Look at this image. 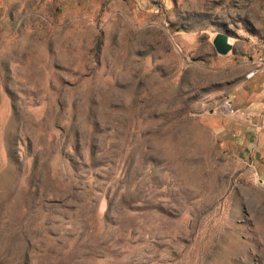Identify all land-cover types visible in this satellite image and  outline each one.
<instances>
[{
	"label": "rangeland",
	"instance_id": "374dc122",
	"mask_svg": "<svg viewBox=\"0 0 264 264\" xmlns=\"http://www.w3.org/2000/svg\"><path fill=\"white\" fill-rule=\"evenodd\" d=\"M262 56L264 0H0V264H264Z\"/></svg>",
	"mask_w": 264,
	"mask_h": 264
},
{
	"label": "crops",
	"instance_id": "0c3cea01",
	"mask_svg": "<svg viewBox=\"0 0 264 264\" xmlns=\"http://www.w3.org/2000/svg\"><path fill=\"white\" fill-rule=\"evenodd\" d=\"M260 59L263 65L252 76L248 79L241 77L235 82L233 102H230L231 98H226L242 122L247 123L249 118V133L253 136L255 151L264 150V56Z\"/></svg>",
	"mask_w": 264,
	"mask_h": 264
},
{
	"label": "water",
	"instance_id": "95a60500",
	"mask_svg": "<svg viewBox=\"0 0 264 264\" xmlns=\"http://www.w3.org/2000/svg\"><path fill=\"white\" fill-rule=\"evenodd\" d=\"M227 37L225 34L223 33H219L217 34L213 39H212V43L215 46V49L218 52L221 53H226L230 47H231V43L229 44L227 41Z\"/></svg>",
	"mask_w": 264,
	"mask_h": 264
},
{
	"label": "built area",
	"instance_id": "2783aa9c",
	"mask_svg": "<svg viewBox=\"0 0 264 264\" xmlns=\"http://www.w3.org/2000/svg\"><path fill=\"white\" fill-rule=\"evenodd\" d=\"M256 70H257V68H253V69L249 70V72L245 76L248 77V76L253 75L256 72ZM225 105L230 106V103L228 102V100H225ZM230 108L232 109V107H230Z\"/></svg>",
	"mask_w": 264,
	"mask_h": 264
},
{
	"label": "bare ground",
	"instance_id": "6f19581e",
	"mask_svg": "<svg viewBox=\"0 0 264 264\" xmlns=\"http://www.w3.org/2000/svg\"><path fill=\"white\" fill-rule=\"evenodd\" d=\"M229 44H230V42H229V40H228V38H227V40H226Z\"/></svg>",
	"mask_w": 264,
	"mask_h": 264
}]
</instances>
